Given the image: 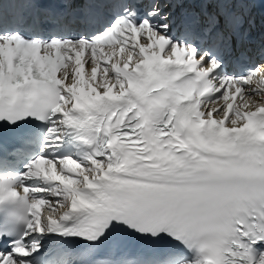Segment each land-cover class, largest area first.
Returning <instances> with one entry per match:
<instances>
[{
    "label": "snow or ice",
    "instance_id": "1",
    "mask_svg": "<svg viewBox=\"0 0 264 264\" xmlns=\"http://www.w3.org/2000/svg\"><path fill=\"white\" fill-rule=\"evenodd\" d=\"M264 0H0V264H264Z\"/></svg>",
    "mask_w": 264,
    "mask_h": 264
},
{
    "label": "bare ground",
    "instance_id": "2",
    "mask_svg": "<svg viewBox=\"0 0 264 264\" xmlns=\"http://www.w3.org/2000/svg\"><path fill=\"white\" fill-rule=\"evenodd\" d=\"M259 48H260V47H259ZM259 48H257V49H259ZM253 49H256V48L254 47Z\"/></svg>",
    "mask_w": 264,
    "mask_h": 264
}]
</instances>
